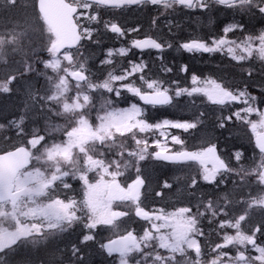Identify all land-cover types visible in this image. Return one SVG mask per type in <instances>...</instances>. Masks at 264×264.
<instances>
[{
	"label": "snow or ice",
	"instance_id": "6c2138e0",
	"mask_svg": "<svg viewBox=\"0 0 264 264\" xmlns=\"http://www.w3.org/2000/svg\"><path fill=\"white\" fill-rule=\"evenodd\" d=\"M148 5L165 11L177 7L210 11L213 6H222L237 15L259 16L264 20V0H36L35 24L47 36L46 51L50 57L38 62L54 75L40 73L48 85L43 95L29 86L25 112L38 108L44 114L53 113L63 117L66 126L53 124L45 134L36 129L27 132L25 120L30 117L26 115L7 125L0 124V130L15 129L27 145L0 151V264H14L11 257L20 248L43 244L77 226L87 230L81 243L94 241L95 230L99 228L109 230L111 236L100 248L108 256L115 255L118 264H264V218L256 222L250 216V211L258 207L264 217V108L259 106L264 105V82L259 97L246 86L232 89L215 79L201 80L194 73L190 77L191 86H181L169 74L188 73L189 68L182 64L174 69L166 61L164 53L174 48L172 40L148 34L129 38L130 33H139L140 29L104 19L107 10ZM0 6L15 8L18 0H2ZM158 19L159 15L152 19L153 28L157 27ZM93 25H100L123 42L122 46L108 48L106 57L100 61L101 65L115 64L105 69L107 76L103 79H93L95 73L88 68L89 56L81 52L86 47L82 41L101 43L100 37L94 36L99 29ZM31 27L17 26L19 30L0 33V59L9 51L27 55L24 43ZM134 49L138 50L139 60L114 62V57L125 58L130 54L135 57ZM153 50L155 57L143 59L145 52L151 54ZM175 50L192 55L222 53L241 65L256 59L261 62L264 74V28L258 32L248 30L245 24L234 21L224 26L219 36L190 37L177 42ZM20 63L21 67L0 78V93L13 92V82L37 71L26 59ZM247 75L253 77L251 67ZM96 92L102 97L109 95L93 119L96 105L91 94ZM122 93L139 102L117 106L116 98ZM197 95L217 106L220 115L215 127L223 129L234 118L250 125L259 151L258 162L253 157L251 165L245 167L239 163L243 153L236 151L233 156L237 163L233 165L231 158L228 161L222 158L216 143L207 136L200 137L199 148L189 150L184 147L186 141L181 135L165 131L197 129L205 122L203 111H198L191 120L151 118V111L157 106H176L179 97ZM124 98L128 100L127 95ZM232 105L241 107L234 109ZM253 115L256 120L250 119ZM57 131L65 139L46 142L47 133ZM125 137L127 141L122 139ZM2 139L7 140V134ZM176 145L180 148L174 150ZM146 160L194 167L197 175L190 178L187 188L195 189L190 192L195 200L170 212L142 206V190L147 191L149 177L140 162ZM129 169H134L136 175L130 178V183L122 184L119 177ZM89 173H95L92 180ZM233 176V188L219 196L221 185ZM68 177L81 182L79 199L73 195ZM199 180L213 186L212 192L201 194L197 187ZM252 180L262 189L255 195L245 191ZM171 187L169 182H163L162 188ZM155 194L161 196L163 192ZM126 206L134 208L129 210ZM130 215L147 222L142 234L126 226L122 218ZM204 220L215 221L218 236L225 229L234 230V234L224 231L220 242L202 245L200 238L208 239L201 227ZM86 256L81 247L72 244L68 264H88Z\"/></svg>",
	"mask_w": 264,
	"mask_h": 264
},
{
	"label": "rangeland",
	"instance_id": "374dc122",
	"mask_svg": "<svg viewBox=\"0 0 264 264\" xmlns=\"http://www.w3.org/2000/svg\"><path fill=\"white\" fill-rule=\"evenodd\" d=\"M19 1V0H18ZM0 2L2 3V0H0ZM32 2L34 3V5H32ZM35 3L36 0H24L22 2V7L23 9H18L16 11H14V9L10 8L12 10L11 13L7 12V9H5L4 7L1 6L0 8V20L3 21V17H5L6 15H11V20L10 23L8 24V27L5 29L2 26L0 27V31L2 33H7L10 32L11 30H13L14 28H17V26H21V27H25L27 25H32L31 28H29L26 37H25V43H24V52L27 53L29 47L32 46H36V47H40L41 50L37 51L34 58V67L36 68V72H30L27 73L24 77L27 76H31V80L28 82L25 78H20L18 82H13V84L11 85V87H13L14 91L11 93H0V124H5L7 125V123L13 119H18L21 115H26V116H31V115H37L41 118H43L44 120H54V122H52V125H57L58 127H65L64 125H59L56 122H64L65 120L63 117H58L56 115H54L53 113H42L38 108H35L32 110V112H30L29 114L25 112V104H26V90L29 88V86L31 87V89L33 91H36L37 93H39L40 95H43L45 93V91L47 90V81L45 79L44 75H41L40 73H45L47 72L49 75H54L50 69H45L44 65L42 62H38L39 60L43 61V60H47L49 59V54L46 51V44H47V36L45 33H42L35 24L36 21V11L34 12V7H35ZM163 10V9H162ZM168 10H172V9H168ZM233 11V10H232ZM204 11L202 10H195L194 13H197V15H199V13H203ZM21 13H24L21 16ZM29 13H31V17L28 16ZM148 11H144L142 9L140 10H134V9H130V8H126L121 12H106V14L104 15V19L105 20H112L114 22H118L119 24H121L122 26L126 27V28H134L137 27L138 28V24L141 25L142 27V31H145L147 28H149V24H150V13L148 14ZM160 11L153 9V13H151V16H158L159 15V19L157 21V24H159L157 26L158 31L155 33L157 36L163 37L165 39H169L172 40L174 43H176L178 41V39H184L182 41H186L188 40L187 38L190 37H194L197 36L198 32L201 33H205L207 31L211 32L212 34H215V30L218 27V22L223 21L224 19H226V15L223 13H211L218 22H214L209 18H205L203 20H201L199 22V26H197L196 29L193 28H189L186 29V27H183V30H178L176 33H173L174 29H176L178 26H176L178 23L177 21H180V19L182 20H186L187 16H181V17H176V14H173L172 12H168V13H163V15H160ZM148 15V16H147ZM189 19H191V15H188ZM242 15H238L239 20L242 21ZM259 17V16H258ZM176 18V19H175ZM260 18V17H259ZM260 19H255L253 21L254 25H260L262 20ZM165 21H167V23H165ZM227 24V23H226ZM189 25V24H188ZM94 27L100 28V39H101V43L105 44V49L103 50V55L104 58L106 57V50L108 48H115V47H119L121 44H123V42L120 39H114V34L104 30L100 25H93ZM263 27H264V22H263ZM169 28L172 29L171 32H169ZM17 30H19V28H17ZM138 34L137 33H130L129 34V38L131 37H136ZM94 36H97V33H94ZM210 37V35L205 36V38ZM100 44H94L90 41H84L85 44V48L81 50L82 53H84V55L89 56V61H88V68L95 73V75L93 76V79H103L106 78L102 77V74L104 73L105 67L108 69H110V67L114 66L113 65H101L100 62H98V60L96 61L94 57L97 56L98 54V49ZM97 46V48H95ZM176 45L174 46L173 49H168L167 54H170L172 57L171 60V64L173 66H176L178 64H180L182 61H187L189 62L190 56L187 55L186 53H184L183 51H177L175 50ZM135 51V49L133 50ZM166 53V52H165ZM164 53V54H165ZM36 55H38V58L36 57ZM43 55H45V58L43 59ZM93 56V57H92ZM131 57V56H130ZM168 57V56H167ZM212 57V56H211ZM24 55H22L19 52H12L9 51L3 59H0V78H2L5 74H7L10 71H13L16 68L21 67V61L24 60ZM102 58V59H104ZM114 62L115 61H119V60H125V59H129V57H125V58H120V57H115L113 58ZM215 61L214 62H218L220 60V58L215 54ZM95 60V61H94ZM127 61V60H126ZM125 62V61H124ZM203 62V61H202ZM259 61H250V63H252V67L255 70H258L256 64ZM95 63V64H94ZM206 63V62H205ZM94 64L95 67L92 65ZM195 64V63H193ZM214 64H218V63H214ZM205 65V64H204ZM9 66V70L7 71V67ZM203 66V65H202ZM211 67H207L205 69V73L201 76L199 75V77L201 78V80L204 79H215L217 82L223 83L226 87L232 88V86L234 84H236V78L233 77V79H228L225 77L221 78L219 77V74L216 71H213L212 69H220L218 65H210ZM196 71L199 73V69H196ZM247 73V72H246ZM196 74V73H195ZM197 75V74H196ZM264 75V74H263ZM198 76V75H197ZM258 76L257 72L255 71L253 73V77L249 78V82L251 81V84H245V81H243V86L247 87L249 90H254L257 91V86L254 85L252 82L256 81L254 79V77ZM191 75L189 76V81L186 82L184 85V87H190L191 86V79H190ZM42 83V84H41ZM70 83H74L71 82ZM71 95V93H70ZM92 97L95 95L97 98H100L101 100V95L99 92L96 93H92L91 94ZM104 95H109V94H104ZM125 95L122 93V96L119 98V103H124L126 102L125 100ZM259 97V96H258ZM95 98V97H94ZM117 99V98H116ZM128 99L137 101L136 98L130 97L128 96ZM194 99L199 100L200 102L198 104H204V108L206 109L205 112L209 113V117L214 119L213 114L215 112H218L217 106L211 105L209 102H207L205 97L202 96H194V97H187V96H181L178 98V103H176V106H170V109H165L162 112L163 113H168L170 115H174L173 118H164V117H159L157 119L154 118V116L156 115L155 111H151V113L153 114L152 119L159 121V120H163V119H170V120H180V117H182L184 115H187V113H185V109H190V107L188 108L187 105L190 103L191 101H193ZM95 101V100H94ZM185 102V103H183ZM189 102V103H188ZM102 103V100L100 103H98V105H96L95 108H93L92 110V117L94 119L96 112L99 108V105ZM175 103V102H174ZM183 103V104H181ZM181 104V106H180ZM178 108H175L177 107ZM127 107V106H124ZM174 107V108H173ZM210 108H214L215 111L214 112H210L207 109ZM178 111V113H177ZM50 117H52L51 119H49ZM157 117V116H156ZM250 119L252 120H256L257 117L255 115H253ZM31 123L33 124H37V122L34 119H28L26 118L25 120V128L28 131V129L31 126ZM250 126V125H249ZM50 127L47 125V122L45 123V126L43 127L44 129L47 130V128ZM38 126H31V130L32 129H37ZM259 130V129H258ZM171 134H178L181 135V138L184 139L186 141L184 147L189 148L190 143L187 141L189 139V136L187 134V132H183L182 130H176V129H167L165 130ZM46 133V131H44V134ZM238 139L240 140V143H242L243 141H245V136L243 135V133L239 130L235 131ZM5 134H7L8 139L4 140L2 139ZM30 138V137H28ZM65 137L63 136L62 132H52V133H47L46 135V142H52L53 140H55L56 142H60L62 140H64ZM200 141V138L197 137L196 139H194V142ZM20 142H25V139L22 137H18L15 129H8L5 128L4 130H0V151H5L7 150V147H10L11 145H18L21 144ZM129 142V141H128ZM131 143V142H129ZM199 143V142H197ZM12 146V147H13ZM169 146L172 147V145L169 143ZM11 147V148H12ZM5 148V149H4ZM176 148H180V145H176L174 147V150ZM224 156H229L228 158L232 160L233 156V152H226V154H224ZM226 158V157H225ZM228 158H226V160L228 161ZM257 158V162H258ZM141 163V167H142V171L144 172V174L149 177L148 182H146V189L147 191L143 192V196L141 198V202L142 205H148V203H152L154 202L153 200H155V198L153 196H151V188L152 185L155 186V182H157V180L162 177H169V178H173L179 175H187L190 172V169L187 170H182L180 168H176V167H165L162 165H157V166H151L149 167L148 165H143V161L140 162ZM233 164V162H231ZM136 175L135 170L134 169H129L128 171L125 172V174L121 177H119V181L122 184H126V183H130L131 179L130 178H134ZM95 176V173H89V179L92 180L93 177ZM153 177H155V180L153 179ZM69 180V182L73 185V195H75L77 197V199L80 198V193H81V182L78 179H74L72 177H68L67 178ZM166 180H162L157 182L158 185H160L161 183H163ZM147 186H149V189L147 188ZM163 190L165 188H162ZM150 190V191H149ZM175 201V200H174ZM115 207V205H114ZM126 207H130V206H126ZM260 209V208H259ZM134 219L135 216L133 215ZM128 218V217H127ZM123 221L126 222V226L129 229H135L136 227H138V223H136L133 218L131 219H124ZM140 226H144L148 227L147 222L146 223H141ZM83 234H87V230L86 229H82L81 227L77 226L76 228L72 229L70 232L68 233H63L58 237H55L54 239H58L59 241H61L60 246L62 247V250L59 254V259H64L60 262V264H68L69 261V257H70V247L72 244H76L79 247H81L83 252L87 253L86 259L88 260V264H118V258L114 259V261H109L107 260L105 257H100L101 259H99L97 256L100 254V244L103 243L104 241L108 240L111 236V232L105 228H99L97 230H95V240L91 241V242H87V243H81L82 240V236ZM62 242L67 244V247L64 248L62 245ZM56 247V244L52 241H47L43 244L37 245L36 247H34L33 249V255L34 257H40V258H47L48 254L50 252H53L54 249ZM135 255V254H134ZM96 256V257H93ZM19 257V255H18ZM66 258V259H65ZM20 264H25L27 262L26 258L23 257V254L20 255L19 259H17V256L15 258ZM31 261V260H30ZM34 264H42V260H38L35 261L34 260ZM32 263V262H31ZM15 264V263H14ZM33 264V263H32Z\"/></svg>",
	"mask_w": 264,
	"mask_h": 264
},
{
	"label": "trees",
	"instance_id": "16d2710c",
	"mask_svg": "<svg viewBox=\"0 0 264 264\" xmlns=\"http://www.w3.org/2000/svg\"><path fill=\"white\" fill-rule=\"evenodd\" d=\"M24 0H19L18 1V6L17 7H15V8H12V9H14V11H16V10H18V9H23V7H22V2H23ZM1 3V2H0ZM32 5H34V3L32 2ZM0 8H1V6H0ZM34 9V12H35V7L33 8ZM1 11V10H0ZM7 12L8 13H11L12 12V10L10 9V8H8L7 9ZM24 13H21V16L23 15ZM31 15V13H29V15L28 16H30ZM10 17H11V15H10ZM9 17V15H6L5 17H3V21H1L0 20V27L2 26L3 28H7L8 27V24L10 23V20H11V18ZM31 17V16H30ZM98 29H100V28H98ZM101 30V29H100ZM0 33H2L1 31H0ZM123 44H121L120 46H122ZM99 46V48H97V46L95 47V48H97L98 49V54H97V56L96 57H94L95 58V60L97 61L98 60V62H100L101 60H102V58H104V55H103V50L105 49V46H102V44L101 45H98ZM39 50H41V48L40 47H36V46H32V47H29V49H28V51H27V55L26 56H24V60L26 59L29 63H33L34 62V58H35V55L34 54H36V52L37 51H39ZM82 50V49H81ZM36 57L38 58V55H36ZM93 57V56H92ZM45 58V55H43V59ZM115 58V57H114ZM38 60H39V58H38ZM42 60V59H41ZM41 60H39V61H41ZM94 60V61H95ZM122 60V59H121ZM124 61V60H123ZM95 64V63H94ZM94 64H92L94 67H95V65ZM182 64H185L184 62H182L180 65H182ZM114 66H115V64H114ZM114 66H112V67H114ZM170 66H172L173 67V65H170ZM112 67H110V68H112ZM105 69H107L106 67H105ZM109 69V68H108ZM173 74V73H172ZM172 74H169L170 76H172ZM105 75H107V73H106V71L104 70V73L102 74V77H105ZM189 81V77H188V74H186L185 76H183V78H180V80H179V82H180V84H182V85H184L186 82H188ZM42 84V83H41ZM181 85V86H182ZM95 97V98H94ZM103 99H104V97H101V100L103 101ZM95 100V101H94ZM101 100H100V98H97L95 95L92 97V103L93 104H95V105H98V103H100L101 102ZM189 103V102H188ZM117 106H119V107H124V106H126L125 104H122V103H119L118 101H117ZM187 106H190V104H188ZM183 119H181V120H189V118L188 117H182ZM209 123V121H207V124ZM36 130H38L41 134H44V131H46V129H44L43 127H41V126H38V128L36 129ZM122 139H124V140H126L127 141V137H125V138H122ZM129 142H131V141H129ZM128 142V143H129ZM11 147V146H10ZM143 165H148L149 167H151V166H157V165H160V163L159 162H157V161H153V160H146V161H143V163H142ZM181 169L182 170H187V169H190V172L187 174V175H179V176H176V177H173V178H169V177H165V176H162V177H160V181H162V180H166L167 182H169L171 185H172V189L174 190V192H172V193H170V199H172V197H173V200H175V201H177V202H181V203H184L185 205H187V204H189L190 202H192V201H194V197L190 194V192L191 191H195V189H191L190 191L188 190V188H187V185H188V181L190 180V178L192 177V176H196L197 175V173H196V170H195V168L194 167H188L187 165H183L182 167H181ZM154 178V180H155V177H153ZM249 179H251V178H249ZM234 179H229V181L232 183V181H233ZM156 184H157V182H156ZM233 184V183H232ZM157 186H158V184H157ZM257 186H259L254 180H252V184H251V187H249V188H247L245 191L246 192H250V193H252L253 195H255V191H256V187ZM197 187L199 188V187H201V194H203L204 192H206L205 191V189H204V187H203V181L202 180H199V182H198V184H197ZM222 187V186H221ZM233 188V185H230L229 183H227L226 184V187H223V188H221V189H223L222 191L221 190H218V195L219 196H224V195H226L227 193H228V191L229 190H231ZM208 192L209 193H211L212 192V190L211 189H208ZM151 196H153L155 199L158 197V200L160 199L161 200V198H163V196L164 195H162V196H157L156 194H155V192H153V193H151ZM209 198H212L211 196H209ZM158 206H159V201H154V202H152V203H148V205H146V207L147 208H149V209H157L158 208ZM238 206L239 205H237V208H238ZM49 241H52V242H54L55 244H56V247H55V249H54V251L53 252H50L49 254H48V257L47 258H40L41 260H43L42 262H47V261H50V263L52 262V261H54L56 258H59L60 256H59V254H60V252H61V250H62V247L60 246V244H61V241H59L58 239H51V240H49ZM62 245H63V247L64 248H66L67 247V244L66 243H64V242H62ZM37 246V245H36ZM100 250L102 251V249L100 248ZM25 258H28V256H25ZM11 259H12V257H11ZM49 263V264H50ZM47 264V263H46Z\"/></svg>",
	"mask_w": 264,
	"mask_h": 264
},
{
	"label": "flooded vegetation",
	"instance_id": "af4514ba",
	"mask_svg": "<svg viewBox=\"0 0 264 264\" xmlns=\"http://www.w3.org/2000/svg\"><path fill=\"white\" fill-rule=\"evenodd\" d=\"M197 26H199V22H197L196 21V19H193V21H192V23H191V28H193V29H196L197 28ZM196 55H200V54H196ZM203 55H205V56H207V57H211L212 55L214 56L215 54H203ZM216 55L220 58V60L221 61H223L224 63H226V65H227V67L226 66H224L223 67V69L224 70H227L226 72H225V77L226 78H228V79H233V77L234 78H236V79H238L237 78V75H235V74H232V73H235L236 72V70L237 69H235V68H233V67H231V68H229L228 69V67H229V65L227 64V61H226V59H224V60H222V56L219 54V53H216ZM230 63H236V61H233L231 58H230ZM221 78H223V76L221 77ZM256 81H253L252 83L253 84H255L256 82L257 83H262V82H264V80H261L260 78H254ZM234 80V79H233ZM247 84H251V81L249 82V83H247ZM241 85H243L242 84V82H240L239 80H236V84H234L233 86H232V89H237V88H239ZM260 88V87H259ZM257 91H256V93L257 94H259L260 95V90L259 89H256ZM260 107L261 108H264V105H260ZM215 124H210L207 128H206V130H205V133L204 134H206V135H208V136H210V137H212V140H213V142H215L218 146H217V148H218V150H219V146L220 145H223V143L225 142V140H230L231 142H232V144L238 149V147H245L246 148V150L248 149V150H250L252 153H255V149L258 151V149L255 147V136L253 137V139H251V135L250 134H248V135H246V138H245V141H243L242 143H240V140L238 139V137H235V135L234 134H232V137L231 138H229V136H228V134L231 132V131H227L228 129L227 128H224V129H221V128H217V127H215L214 126ZM249 129L251 130V127L249 126ZM249 133V132H248ZM193 135L194 136H196L197 135V132H196V129L193 131ZM242 144V145H241ZM225 145H227V144H225ZM244 149V148H243ZM194 150H196V149H194ZM231 152V151H230ZM248 155H250V156H253V154L252 153H249V152H246ZM259 153V152H258ZM233 158V157H232ZM164 164H168V165H175V164H169V163H164ZM203 187H204V189H211L212 190V187L213 186H210V185H208V184H205V183H203ZM200 189H201V187H199ZM262 189H261V186H257L256 187V193L255 194H257L259 191H261ZM194 200H195V197H194ZM176 206H184V204H179V203H177V202H169V203H165V204H162V206L160 207V208H164L166 211H173V210H175V207ZM240 207V205L238 206V208ZM129 208V210L131 209V208H134V206H130V207H128ZM250 216H251V218L254 220V221H256V222H259L262 218H264V217H262V215H261V209H259L258 207L257 208H253L251 211H250ZM122 219H124V218H122ZM201 227L204 229V231L206 232V234L208 235V239H207V241H205V238L204 237H201L200 239H201V243H202V245L205 243V242H207L209 245H211L212 243H214V242H220V240H221V237H222V235H223V232L224 231H227L229 234H234V230H231V229H225V230H221V233H220V236H218L217 235V232L214 230L215 229V221H213V222H209L208 220H204V221H202V223H201ZM226 250H230V249H226ZM161 251H163V250H161ZM18 252H19V250H18ZM33 256L34 255H28V257H29V264H34L35 262H34V260H33ZM93 257H96V256H93ZM99 259H101L100 258V256L98 255L97 256ZM17 258L19 259V257H18V255H17ZM105 258L107 259V260H109V261H114V259H116L117 257L114 255V256H108V255H105ZM31 260V261H30ZM32 262V263H31ZM49 264L50 263V261H47V262H45V264ZM54 264H60L59 262H54Z\"/></svg>",
	"mask_w": 264,
	"mask_h": 264
},
{
	"label": "bare ground",
	"instance_id": "6f19581e",
	"mask_svg": "<svg viewBox=\"0 0 264 264\" xmlns=\"http://www.w3.org/2000/svg\"><path fill=\"white\" fill-rule=\"evenodd\" d=\"M171 60H172V57H171V55H169L168 57H166V61L170 64V65H172L171 64ZM9 70V66L7 67V71ZM23 78H25L28 82L31 80V76H27V77H23ZM201 128H202V130L204 131V130H206V128H207V126H205V125H202L201 126ZM205 133V131L202 133V134H200V135H196V136H194V139H196L197 137H202V136H207L210 140H212V137H210V136H208V135H206V134H204ZM213 141V140H212ZM197 142H199V144H201V139H200V141H197ZM142 206H146V205H142Z\"/></svg>",
	"mask_w": 264,
	"mask_h": 264
},
{
	"label": "water",
	"instance_id": "95a60500",
	"mask_svg": "<svg viewBox=\"0 0 264 264\" xmlns=\"http://www.w3.org/2000/svg\"><path fill=\"white\" fill-rule=\"evenodd\" d=\"M138 218H139V217H138ZM107 242H108V241H107ZM107 242H106V243H107Z\"/></svg>",
	"mask_w": 264,
	"mask_h": 264
}]
</instances>
